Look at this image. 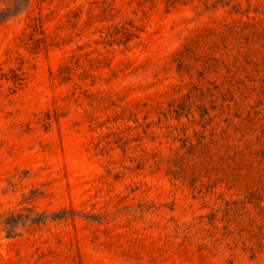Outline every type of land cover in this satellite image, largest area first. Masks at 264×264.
I'll return each instance as SVG.
<instances>
[{
  "label": "rangeland",
  "instance_id": "obj_1",
  "mask_svg": "<svg viewBox=\"0 0 264 264\" xmlns=\"http://www.w3.org/2000/svg\"><path fill=\"white\" fill-rule=\"evenodd\" d=\"M0 264H264V0H0Z\"/></svg>",
  "mask_w": 264,
  "mask_h": 264
},
{
  "label": "trees",
  "instance_id": "obj_2",
  "mask_svg": "<svg viewBox=\"0 0 264 264\" xmlns=\"http://www.w3.org/2000/svg\"><path fill=\"white\" fill-rule=\"evenodd\" d=\"M5 78L6 80L11 81L13 87L21 86L25 80V77L23 76L22 72H19L17 70H10L9 75H6L1 69H0V80Z\"/></svg>",
  "mask_w": 264,
  "mask_h": 264
}]
</instances>
